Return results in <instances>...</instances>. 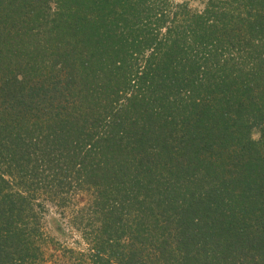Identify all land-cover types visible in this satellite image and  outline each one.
Wrapping results in <instances>:
<instances>
[{"label": "trees", "instance_id": "16d2710c", "mask_svg": "<svg viewBox=\"0 0 264 264\" xmlns=\"http://www.w3.org/2000/svg\"><path fill=\"white\" fill-rule=\"evenodd\" d=\"M46 204L88 249L50 239ZM49 247L264 264V0H0V264Z\"/></svg>", "mask_w": 264, "mask_h": 264}, {"label": "rangeland", "instance_id": "374dc122", "mask_svg": "<svg viewBox=\"0 0 264 264\" xmlns=\"http://www.w3.org/2000/svg\"><path fill=\"white\" fill-rule=\"evenodd\" d=\"M174 2L186 3L193 10L203 11L208 0H174ZM252 137L255 140L259 139L260 133L257 129H254L252 131ZM79 203L85 205L86 198L84 196H81L77 199V202H74V204ZM46 207H48V212H46L47 215L44 222L47 230V235L50 237V239L53 238L56 241L62 243L64 246L70 249H76L77 251L88 249V244L84 241L82 233L76 230L74 226H72L74 211H72L71 209H61L49 204H46ZM49 251L52 257H50L47 264H56L53 261L57 258L58 264H62L61 262H63L64 264H69L68 259L66 257H62L61 252H58L55 247H49Z\"/></svg>", "mask_w": 264, "mask_h": 264}]
</instances>
